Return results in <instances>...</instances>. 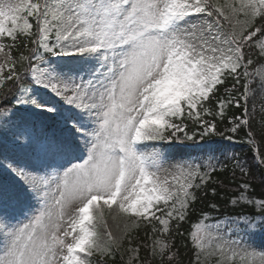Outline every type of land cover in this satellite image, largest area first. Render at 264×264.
Here are the masks:
<instances>
[{
    "label": "snow or ice",
    "instance_id": "6c2138e0",
    "mask_svg": "<svg viewBox=\"0 0 264 264\" xmlns=\"http://www.w3.org/2000/svg\"><path fill=\"white\" fill-rule=\"evenodd\" d=\"M0 171V264H264V0H0Z\"/></svg>",
    "mask_w": 264,
    "mask_h": 264
},
{
    "label": "trees",
    "instance_id": "16d2710c",
    "mask_svg": "<svg viewBox=\"0 0 264 264\" xmlns=\"http://www.w3.org/2000/svg\"><path fill=\"white\" fill-rule=\"evenodd\" d=\"M223 91V90H221ZM232 112H236V114H239V112H237V110L233 107L232 108ZM229 115H231V112L229 113ZM218 123V128L220 130H223L225 127H230V125L227 123V121H224L223 123L217 121ZM243 135V134H241ZM243 143V141L241 142ZM244 145V144H243ZM244 149L245 152V157L248 159L249 163L253 162V154L250 151V149L247 146H243L242 147ZM241 150V149H240ZM236 194V188L235 186H232L228 189L222 190L220 192L221 197H223L222 200H220V204H221V208L220 211L221 212H232V208L231 206H228L226 204L227 200L234 196ZM253 194L259 198L261 195H264V189H262V187L260 186L259 182H255L254 184V192ZM206 204L207 201L206 200H201L199 202H197V204L194 206V208L192 210H190V217L189 220L184 222L181 228V231H185L187 232V230L190 227L191 223H195L197 222V218L200 216L201 214V210H206ZM245 211H247V209H245ZM213 215H218V213H213ZM209 222H213V221H209ZM136 240L135 242H140L144 240L145 237V231L143 229V227H141V229L137 230L134 233ZM176 244L179 247L180 250V259L183 261V264H191V261L193 260V250L191 248V244L190 241L187 242L188 246L185 247L184 244L181 242V238L177 237L176 238ZM145 256L144 251L141 252V257L143 258ZM125 260L127 259V257L125 256L124 258ZM109 264H121V261L119 259V256H117V259L113 262V261H109Z\"/></svg>",
    "mask_w": 264,
    "mask_h": 264
},
{
    "label": "rangeland",
    "instance_id": "374dc122",
    "mask_svg": "<svg viewBox=\"0 0 264 264\" xmlns=\"http://www.w3.org/2000/svg\"><path fill=\"white\" fill-rule=\"evenodd\" d=\"M211 148L213 152L209 153L207 148L187 150L186 147H182L178 145L177 147H174V149H172L169 154L173 158V160H180V159L192 160V159H198L201 156L206 157L209 154H214L220 158H223V153L225 151L227 152L232 151L229 147L222 146V145L215 146L214 144H211ZM3 183H8V177L2 171H0V184H3ZM21 219H23V217H21Z\"/></svg>",
    "mask_w": 264,
    "mask_h": 264
}]
</instances>
